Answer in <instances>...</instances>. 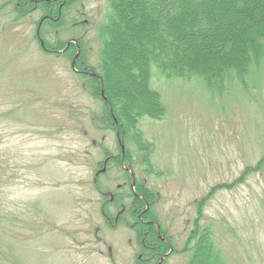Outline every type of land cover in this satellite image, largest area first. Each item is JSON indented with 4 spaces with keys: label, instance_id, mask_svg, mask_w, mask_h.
Here are the masks:
<instances>
[{
    "label": "rangeland",
    "instance_id": "1",
    "mask_svg": "<svg viewBox=\"0 0 264 264\" xmlns=\"http://www.w3.org/2000/svg\"><path fill=\"white\" fill-rule=\"evenodd\" d=\"M70 1L54 28L42 24L41 11L23 17L12 0H0V264H138L142 250L137 232L108 228L101 213L94 180L106 152L118 162L98 177L101 190L123 185L128 194L129 182L116 133L93 120L102 102L72 65L81 50L46 47L83 38L98 66L109 2ZM260 63L246 86L234 82L222 94L152 66L151 87L167 112L139 128L155 146L154 169L136 162L129 141L125 166L135 162V177L159 193L157 211L175 246L164 264H187L200 215L229 264H264V56Z\"/></svg>",
    "mask_w": 264,
    "mask_h": 264
},
{
    "label": "trees",
    "instance_id": "2",
    "mask_svg": "<svg viewBox=\"0 0 264 264\" xmlns=\"http://www.w3.org/2000/svg\"><path fill=\"white\" fill-rule=\"evenodd\" d=\"M12 1L23 17L30 11H41L42 24L50 23L54 28L64 24V9L72 3L70 0H37V4L33 0ZM108 2L110 14L98 31L101 42L98 66L90 62V48L83 44V38L70 47L49 43L46 47L56 54L81 49L77 68L97 75L84 77L91 94L103 105L101 114L93 120L102 130L116 133L119 129L122 141L136 147V162L151 173L155 146L144 140L140 123L145 118L163 120L167 112L161 94L151 87L152 66L168 79H202L215 94H222L234 82L246 86L248 74L253 67L261 65L264 56V0ZM125 153L128 162H132L133 154L128 150ZM133 164L130 165L134 167ZM142 187L143 182L138 180L137 193L142 194ZM146 198L155 203L159 196L149 190ZM142 205L141 200H135L131 213L139 211ZM201 219L200 215L190 234L187 264H229L214 242L212 227L201 226ZM140 224H137L139 237L146 233L148 237L154 235L149 228L138 229ZM147 239L157 240L156 236Z\"/></svg>",
    "mask_w": 264,
    "mask_h": 264
},
{
    "label": "flooded vegetation",
    "instance_id": "3",
    "mask_svg": "<svg viewBox=\"0 0 264 264\" xmlns=\"http://www.w3.org/2000/svg\"><path fill=\"white\" fill-rule=\"evenodd\" d=\"M35 4L38 3L37 0H33ZM71 45V44H70ZM70 45H67L70 47ZM68 50V49H67ZM67 50H64V52H67ZM79 50H81L79 48ZM60 52V51H59ZM81 54V51H79V54L75 56L73 59L72 65H74L75 72L80 76H93L97 77V75L92 74L90 71L85 70H79L76 66ZM117 136V143L120 150V164L122 165V168L125 170V176L129 182V188H128V194L123 193L122 187L123 185H119L117 188V193H111V192H103L101 190L99 184V176L103 173V175L107 174L108 172V166L111 160H116V157H113L111 155H107L104 158V162H102L103 168L98 170L96 174V179L94 180L95 187L98 193L103 196L104 202L102 204L101 213L103 215L105 225L108 228L116 229L119 225H123L126 227V229L130 231H137V224L140 222L141 226L138 227V229L143 228H149L153 232L151 236L148 237L149 233H146L143 235V241L141 242V248L140 253H137V259L136 262L138 264H164L174 253H175V246L174 241L171 238V236H168L167 232L164 230L160 213L157 211V202L150 203L146 196L148 195V191L153 189L149 188L148 185H146V182H143L141 179L140 181L143 182L142 187V194L137 193L138 188V179L135 177V173L133 172V167L129 165L127 168L125 166L127 160V155L125 152H127L126 145L124 141H122L119 129L116 132ZM124 147V150H123ZM113 158V159H112ZM138 159V157H137ZM130 161V160H129ZM112 162V161H111ZM134 163V162H133ZM118 167V165H117ZM111 168V166L109 167ZM156 192V191H155ZM123 193V194H122ZM156 195L159 196V193L156 192ZM141 200L143 205L142 208L138 211L134 210V212L131 213V207L133 204H135V200ZM117 208L116 215L114 216L111 213L110 205H113ZM157 211V212H156ZM149 218H151L149 220ZM139 235V234H138ZM153 236H156L157 240L155 241H149L147 238H153ZM152 240V239H151ZM140 242V241H138ZM111 252V248L109 249ZM137 264V263H136Z\"/></svg>",
    "mask_w": 264,
    "mask_h": 264
},
{
    "label": "water",
    "instance_id": "4",
    "mask_svg": "<svg viewBox=\"0 0 264 264\" xmlns=\"http://www.w3.org/2000/svg\"><path fill=\"white\" fill-rule=\"evenodd\" d=\"M103 96L105 97L104 93L102 92ZM123 150H124V147H123Z\"/></svg>",
    "mask_w": 264,
    "mask_h": 264
}]
</instances>
